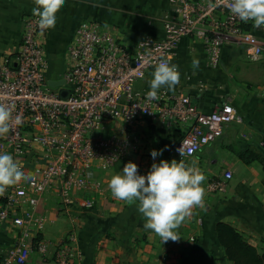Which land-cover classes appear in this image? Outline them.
<instances>
[{
  "label": "built area",
  "instance_id": "built-area-1",
  "mask_svg": "<svg viewBox=\"0 0 264 264\" xmlns=\"http://www.w3.org/2000/svg\"><path fill=\"white\" fill-rule=\"evenodd\" d=\"M167 2L170 13L162 17L160 40L145 37L128 46L106 24L79 25L66 47L63 85L55 89L47 84L46 29L32 12L23 18L16 51L0 62V102L12 108L10 130L0 138V151L10 152L20 162L25 178L36 179L33 183L27 178L0 193V222L10 220L20 230L0 264H27L31 241L45 253L44 243L36 241L45 225L37 207L47 190L57 192L61 206L73 203L78 195L85 196L79 207L96 205L102 186L93 178L128 159L137 148L134 125L139 118L155 122L165 132L178 131L172 154L183 160L219 140L229 124L239 121L227 102L204 111L179 92L158 91L151 99L150 90L136 89L162 57L173 59L183 39L202 46L210 69L220 67L221 48L230 41L247 48L249 61L263 58L264 44L252 32L254 22L234 15L228 8L231 0ZM182 145L183 157L178 152ZM231 178V172L224 171L221 178L210 181L209 191L224 193ZM76 238L77 229L68 227L54 254L55 264H71Z\"/></svg>",
  "mask_w": 264,
  "mask_h": 264
},
{
  "label": "crops",
  "instance_id": "crops-1",
  "mask_svg": "<svg viewBox=\"0 0 264 264\" xmlns=\"http://www.w3.org/2000/svg\"><path fill=\"white\" fill-rule=\"evenodd\" d=\"M33 7V0H0V62L16 51L22 20ZM168 13L167 0H65L56 13L55 26L45 30L46 58L48 64L54 65H49L48 81L61 80L66 47L79 25L91 21L106 24L125 44L134 46L145 37L162 39V17ZM252 32L264 44V29L254 27ZM247 54L246 47L226 42L221 48L220 67L210 69L202 46L183 39L171 60L178 65L179 83L174 90L166 86L158 90L187 95L204 111L227 102L239 120L229 124L219 140L184 160L189 165L194 162L205 176L202 184L205 196L204 206L194 208L175 230L180 236L178 241L163 243L157 234L144 227L145 218L138 211V201L117 200L108 187L111 176L122 173L129 161L137 164L139 174L147 175L153 163L181 159L172 154L180 137L178 131L165 132L155 122L139 118L134 125L139 135L137 148L128 159L94 176L101 183L102 195L93 208L79 207L84 195L61 206L54 189L39 198L37 212L45 219V225L36 241L43 242L46 251L39 253L35 241H31L33 247L27 264H55L54 254L64 242L68 227L77 229V252L71 264H232L218 242V223L232 226L262 253L264 147L260 144L264 143V48L260 62L249 61ZM194 58L199 60L196 69L192 67ZM154 69L148 70L136 84L137 90H150ZM152 150L161 154L153 159ZM247 151L256 152L261 160L243 162L239 155ZM224 171L232 174L226 191L210 192L208 184L221 178ZM19 233L12 221L0 222V262L16 243Z\"/></svg>",
  "mask_w": 264,
  "mask_h": 264
},
{
  "label": "clouds",
  "instance_id": "clouds-1",
  "mask_svg": "<svg viewBox=\"0 0 264 264\" xmlns=\"http://www.w3.org/2000/svg\"><path fill=\"white\" fill-rule=\"evenodd\" d=\"M32 14L38 17L42 29L51 28L56 23V13L65 0H33ZM229 10L241 21H253L256 27L264 26V0H231ZM192 67H199V60H192ZM153 78L149 81L151 99H156L158 90L166 86L174 90L179 83L178 65L171 63V57H162L155 65ZM12 108L0 102V138L10 130ZM20 122L19 117L16 120ZM191 149L188 153L191 154ZM180 156L185 155L183 145L178 149ZM161 152L151 151L155 159ZM25 178L20 162L8 151H0V193L6 187ZM35 182L36 177H27ZM205 176L198 167L186 164L183 159L171 162L161 160L153 163L147 175L138 173V166L129 161L122 173L111 176L108 187L112 196L121 201H138V211L145 218L144 227L157 234L164 242L178 241L175 231L182 222L191 216L192 210L204 206L205 189L202 184Z\"/></svg>",
  "mask_w": 264,
  "mask_h": 264
},
{
  "label": "trees",
  "instance_id": "trees-1",
  "mask_svg": "<svg viewBox=\"0 0 264 264\" xmlns=\"http://www.w3.org/2000/svg\"><path fill=\"white\" fill-rule=\"evenodd\" d=\"M239 156L245 163L261 160V157L254 151L243 152ZM216 234L227 260L232 264H264V251L258 253L229 224L218 223Z\"/></svg>",
  "mask_w": 264,
  "mask_h": 264
},
{
  "label": "water",
  "instance_id": "water-1",
  "mask_svg": "<svg viewBox=\"0 0 264 264\" xmlns=\"http://www.w3.org/2000/svg\"><path fill=\"white\" fill-rule=\"evenodd\" d=\"M48 86L52 89H55L57 87H60L63 85V80H59V81H54V80H49L47 82ZM66 95V92H62L61 96L64 97Z\"/></svg>",
  "mask_w": 264,
  "mask_h": 264
},
{
  "label": "rangeland",
  "instance_id": "rangeland-1",
  "mask_svg": "<svg viewBox=\"0 0 264 264\" xmlns=\"http://www.w3.org/2000/svg\"><path fill=\"white\" fill-rule=\"evenodd\" d=\"M45 54H46V53H45ZM48 60L51 61V59H49V58H48ZM49 65L54 67L53 63H50V62H49Z\"/></svg>",
  "mask_w": 264,
  "mask_h": 264
}]
</instances>
